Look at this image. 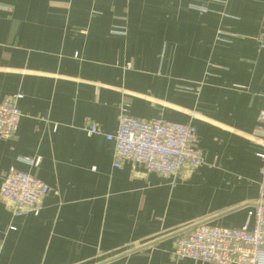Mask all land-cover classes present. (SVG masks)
Wrapping results in <instances>:
<instances>
[{"label": "crops", "instance_id": "obj_1", "mask_svg": "<svg viewBox=\"0 0 264 264\" xmlns=\"http://www.w3.org/2000/svg\"><path fill=\"white\" fill-rule=\"evenodd\" d=\"M262 42L264 0H0V102L23 96L0 192L11 169L51 189L38 216L0 195V264H208L175 260L176 242L241 229L264 198ZM122 111L192 125L206 164L114 167Z\"/></svg>", "mask_w": 264, "mask_h": 264}, {"label": "built area", "instance_id": "obj_2", "mask_svg": "<svg viewBox=\"0 0 264 264\" xmlns=\"http://www.w3.org/2000/svg\"><path fill=\"white\" fill-rule=\"evenodd\" d=\"M22 97L14 95L0 102V139H12L17 134L22 118L18 102ZM86 131L89 135L101 134L96 124L89 125ZM253 136L264 148V108ZM106 139L114 144L116 168L122 166V161H130L149 173L173 179L185 169L194 170L206 164L203 152L196 145L197 130L190 124L163 119L143 121L122 111L117 131ZM258 156L263 162L260 172L264 192V152ZM31 164L38 165L39 159ZM171 184L177 186L175 180ZM50 192L49 186L32 174L11 169L0 195L13 216L22 217L30 213L38 216L40 202ZM252 219L254 224L250 226ZM173 257L208 264H264V198L257 201L241 229L196 225L176 242Z\"/></svg>", "mask_w": 264, "mask_h": 264}]
</instances>
